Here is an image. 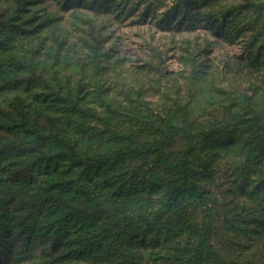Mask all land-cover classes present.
<instances>
[{
	"label": "trees",
	"instance_id": "trees-1",
	"mask_svg": "<svg viewBox=\"0 0 264 264\" xmlns=\"http://www.w3.org/2000/svg\"><path fill=\"white\" fill-rule=\"evenodd\" d=\"M8 1L0 261L18 235L41 244L38 264H264V87L237 93L187 49L175 76L141 65L127 81L93 25L78 48L44 34L36 0ZM65 1L205 26L240 42L264 84V0ZM221 165L225 189L211 196Z\"/></svg>",
	"mask_w": 264,
	"mask_h": 264
},
{
	"label": "rangeland",
	"instance_id": "rangeland-1",
	"mask_svg": "<svg viewBox=\"0 0 264 264\" xmlns=\"http://www.w3.org/2000/svg\"><path fill=\"white\" fill-rule=\"evenodd\" d=\"M73 3L65 0H36L30 13L36 14L39 19L42 17L41 21L45 18L51 20L45 24L48 30L44 32L45 35L51 34L59 40L66 39L78 48L81 45L79 40L86 36L89 24L93 25L107 39L104 47L110 48V61L120 62L127 81L135 71L134 67L139 71L141 65H150L152 75L159 69L163 75L175 76L183 68L180 58L186 54L187 49L190 54H196L200 61L210 63L212 70L220 77L231 81L237 93H251L253 88L259 91L264 87L260 82L263 81L262 74L257 76L247 66L242 44L216 36L205 26H197L193 31H178V26L159 23L160 19L141 18L137 14L127 18H119L116 14L110 17L99 16ZM11 5L8 0H0V11ZM185 41L189 42L188 48L185 47ZM204 47L209 51L207 55L202 50ZM145 86L148 88L147 82ZM157 98L154 95L150 99L156 102ZM175 146L180 148L179 143ZM225 182V168L221 165L215 171L210 195L220 197ZM8 245L10 259L5 258L0 264H38L41 260L39 252L42 246L36 240L26 242L21 236L13 235Z\"/></svg>",
	"mask_w": 264,
	"mask_h": 264
}]
</instances>
